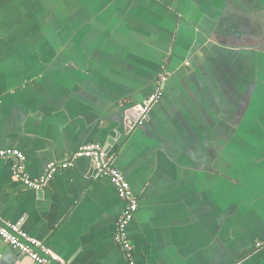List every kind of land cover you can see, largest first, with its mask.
<instances>
[{
	"label": "crops",
	"instance_id": "crops-1",
	"mask_svg": "<svg viewBox=\"0 0 264 264\" xmlns=\"http://www.w3.org/2000/svg\"><path fill=\"white\" fill-rule=\"evenodd\" d=\"M93 143L139 199L136 264H264V0H0V149L38 178ZM12 165L0 225L72 264H128L126 204L91 161L41 191ZM0 264L35 263L0 239Z\"/></svg>",
	"mask_w": 264,
	"mask_h": 264
},
{
	"label": "built area",
	"instance_id": "built-area-1",
	"mask_svg": "<svg viewBox=\"0 0 264 264\" xmlns=\"http://www.w3.org/2000/svg\"><path fill=\"white\" fill-rule=\"evenodd\" d=\"M160 99V91L148 97L141 107L137 124L143 125L145 123L152 106ZM0 159L12 160L14 178L21 182L25 188L35 191L47 188L57 172L71 169L78 160L91 161L98 176L108 178L115 187L119 199L126 204L117 222L115 241L124 250L128 264H136L134 248L128 236V228L134 221L139 209V199L133 193L130 183L123 172L116 167L114 159L104 146L95 143L84 145L69 155L64 161L50 163L44 175L38 178H32L26 173L25 156L22 152L15 149H0ZM0 239L9 247L29 257L35 264H72L60 259L50 249L45 248L41 242L30 237L17 225H0ZM257 247L260 249L264 248V243H259Z\"/></svg>",
	"mask_w": 264,
	"mask_h": 264
},
{
	"label": "water",
	"instance_id": "water-1",
	"mask_svg": "<svg viewBox=\"0 0 264 264\" xmlns=\"http://www.w3.org/2000/svg\"><path fill=\"white\" fill-rule=\"evenodd\" d=\"M140 111H141V110H140ZM139 113H140V112H139ZM107 150H108V152H109L111 149L108 148Z\"/></svg>",
	"mask_w": 264,
	"mask_h": 264
}]
</instances>
